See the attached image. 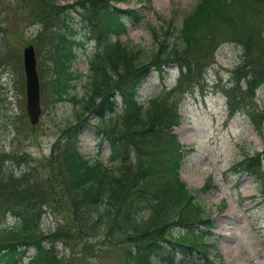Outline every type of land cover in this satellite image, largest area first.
<instances>
[{"label":"trees","instance_id":"obj_1","mask_svg":"<svg viewBox=\"0 0 264 264\" xmlns=\"http://www.w3.org/2000/svg\"><path fill=\"white\" fill-rule=\"evenodd\" d=\"M120 1L125 0L78 2L83 28L95 41L90 72L80 96L74 89L81 74L72 65L74 46L81 41L76 39L70 12L66 5L54 12L50 0H39L38 4L47 7H40L39 19L57 15L50 18L54 28L46 42L52 102L72 101L75 108V124L65 126L58 137L62 145L58 165L64 168L76 202L70 211L86 224L104 230L121 217L118 232L133 245L126 255L128 264H169L177 253L194 257L191 264H224L207 256L212 245L207 236L213 220L196 195L197 191L208 190L211 182L193 188L180 177L185 147L170 128L180 122L176 94L182 96L184 91L202 86L204 69L211 62L207 59L211 51L199 53L197 47L214 38L222 25L245 20L242 12L247 6L252 8V21L261 31L264 0H195L178 24L173 17L162 18L161 32L149 28L156 47L143 58L138 56L139 49L129 47L119 37L127 29L123 14L139 22L142 13L115 4ZM173 30L176 33L172 38ZM225 41L242 44L245 53L242 64L233 70L234 84L222 88L228 113L244 111L264 139V107L252 104L257 88L264 83V47L250 42L249 36H230ZM169 61L179 67L176 83L149 98L145 105L138 95L150 66L163 77ZM89 113L97 119V132L109 141L110 164L91 160L79 151L80 130ZM261 154L256 151L238 159L229 169L253 175L264 200ZM7 159L15 156H0V197L5 198V210L16 217V222L10 228L0 225V264H21L30 246L33 250L26 264H62L58 241L53 239L59 228L53 232L51 227L43 229L42 218L47 212L44 203L33 193L26 172L17 174L14 167L4 164Z\"/></svg>","mask_w":264,"mask_h":264},{"label":"rangeland","instance_id":"obj_2","mask_svg":"<svg viewBox=\"0 0 264 264\" xmlns=\"http://www.w3.org/2000/svg\"><path fill=\"white\" fill-rule=\"evenodd\" d=\"M79 1L50 0L54 12L66 5V11L71 15L69 20L77 29L76 39L81 41L74 46L76 58L72 65L81 74L74 89L77 96L84 93L86 75L90 72L89 58L95 49V42L88 38L87 28H83L77 11ZM194 3L195 0L115 2L121 8L134 7L142 13L139 22H133L123 14L127 29L119 37L129 47L139 49L138 56L143 58L156 47L149 28L161 32L162 18L173 17L174 24H178L181 15L187 13ZM38 4L39 0H0V156H15L13 160H5L4 164L14 167L17 174L21 170L26 172L30 178L33 193L47 210L42 218L43 229L51 227L53 232L59 228L58 236L53 239L58 241L56 247L62 264H128L126 255L133 245L118 232L117 222L121 217L104 230L86 224L70 211L76 202L72 199L73 192L64 168L58 165V153L62 150L58 137L65 126L75 124V108L72 101L52 102L46 42L50 29L54 28L50 26L53 14L39 19L40 7L43 10L47 7ZM242 13L245 20L239 18L240 21L235 19L222 25L214 38L197 47H200L199 53L211 51L207 58L211 62L204 69L202 86L184 91L182 96L176 94L180 122L173 125L170 132L185 147L179 167L180 177L189 187L198 188L207 182L212 185L206 191L196 192L213 220L211 233L207 236L212 244L208 246L207 256L224 264H264V200L258 180L246 171L229 169L236 160L262 149L264 139L246 114L237 112L228 116L222 91L224 86L234 84L233 70L242 64L245 56L242 44L225 40L230 36L244 39L249 36L250 42L264 47V27L259 31V25H254L252 8L247 6ZM56 16L55 13L53 17ZM172 33L173 38L176 31ZM28 44L34 47L39 77L41 113L34 124L26 111L23 48ZM178 74V65L171 61L166 64L164 77L155 66H150L138 98L146 105L149 98L173 87ZM252 104L258 105L259 109L264 107V84L257 90ZM116 109L118 111L119 107ZM87 116L88 121L82 125L79 134V151L91 160L101 159L110 164L109 141L97 132L96 117L90 113ZM262 162L264 166V153ZM5 204V198L1 196L0 225L10 228L16 217L5 210ZM32 250L31 246L27 249L21 264L27 263V255ZM192 262H195L194 257L177 253L175 261L169 264Z\"/></svg>","mask_w":264,"mask_h":264},{"label":"water","instance_id":"obj_3","mask_svg":"<svg viewBox=\"0 0 264 264\" xmlns=\"http://www.w3.org/2000/svg\"><path fill=\"white\" fill-rule=\"evenodd\" d=\"M23 66L26 78V111L31 123L39 120V77L36 67V55L32 44L23 48Z\"/></svg>","mask_w":264,"mask_h":264},{"label":"bare ground","instance_id":"obj_4","mask_svg":"<svg viewBox=\"0 0 264 264\" xmlns=\"http://www.w3.org/2000/svg\"><path fill=\"white\" fill-rule=\"evenodd\" d=\"M190 182V181H189Z\"/></svg>","mask_w":264,"mask_h":264}]
</instances>
